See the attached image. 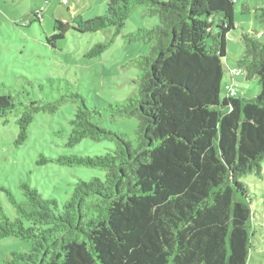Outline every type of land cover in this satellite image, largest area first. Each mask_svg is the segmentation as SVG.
<instances>
[{
  "label": "trees",
  "instance_id": "obj_1",
  "mask_svg": "<svg viewBox=\"0 0 264 264\" xmlns=\"http://www.w3.org/2000/svg\"><path fill=\"white\" fill-rule=\"evenodd\" d=\"M239 0H110L105 16L71 23L56 21L48 39L111 31L115 39L139 8L159 20L128 41L152 43L136 58V93L124 104H109L112 118L137 119L135 139L111 131L102 111L67 85L51 101L37 98L32 85L0 95V123L16 119L22 146L38 114L75 108L68 147L90 139L114 144L101 157H59L60 166L84 167L104 179L79 181L60 206L28 183L22 200L0 187L12 209L0 204V239L30 244L27 252L0 254V264H249L255 235L253 199L243 181L262 176L264 161L263 36L243 35L237 62L247 80L259 79L253 100L222 97L229 35L236 29ZM241 13L264 26V0H246ZM107 44L88 58L100 57ZM224 86V87H223ZM226 91V90H225ZM49 160L42 157L41 164Z\"/></svg>",
  "mask_w": 264,
  "mask_h": 264
},
{
  "label": "rangeland",
  "instance_id": "obj_2",
  "mask_svg": "<svg viewBox=\"0 0 264 264\" xmlns=\"http://www.w3.org/2000/svg\"><path fill=\"white\" fill-rule=\"evenodd\" d=\"M68 1L70 5L65 6L62 0H0V95L12 94L32 85L38 99L53 101L60 96V90L70 85L86 98L89 108L102 111L100 125L111 131L126 133L129 139L134 140L139 121L133 118L113 119L106 108L109 104H124L133 97L138 76L133 61L149 56L153 47L152 43H130L128 36L138 29L157 25L159 20L146 14L141 7L130 16L115 39L113 30L94 34L70 30L64 40L48 43V39L55 34L58 19L71 23L78 15L84 20L105 16L110 2ZM246 3V0H239L236 7L237 26L228 37L224 84L233 78L237 94L253 100L260 93L259 79L247 80L243 73L238 75L235 72L243 53V35L256 38L254 32H264V26L256 24L251 14L241 13V6ZM261 41L264 42V38ZM99 44H107L104 53L98 58H88L87 55ZM221 95L223 98L226 96L224 88ZM74 113V106L66 104L54 115H36L29 138L20 147L15 144L19 133L16 119L11 118L7 124L0 123V187L12 191L21 201L19 186L26 182L43 198L56 199L62 206L79 181L90 182L95 177L104 179L101 171L60 166L55 162L59 157H101L115 148L112 143H98L90 139L68 147L69 122ZM42 157L49 162L41 164ZM243 181L249 186L255 215L249 264H264V161L262 176L251 174ZM0 204L12 214L1 189ZM29 249L30 244L21 240L0 239L1 255L27 252Z\"/></svg>",
  "mask_w": 264,
  "mask_h": 264
},
{
  "label": "built area",
  "instance_id": "obj_3",
  "mask_svg": "<svg viewBox=\"0 0 264 264\" xmlns=\"http://www.w3.org/2000/svg\"><path fill=\"white\" fill-rule=\"evenodd\" d=\"M69 3L70 2L68 0H62V4L65 5V6L70 5ZM263 35H264V32H261V33L259 32L258 36L261 37ZM235 73L239 75V74H242L243 71L237 69ZM231 75L233 76V74H231ZM236 89H237V87H236V85L234 83V80H233V78H231V81L227 83L226 88H225V90L227 92V96L236 97L237 96V90Z\"/></svg>",
  "mask_w": 264,
  "mask_h": 264
}]
</instances>
